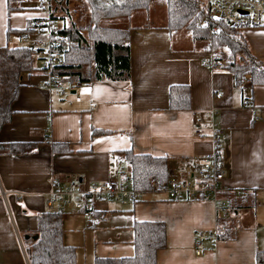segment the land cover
Wrapping results in <instances>:
<instances>
[{
	"label": "crops",
	"instance_id": "1",
	"mask_svg": "<svg viewBox=\"0 0 264 264\" xmlns=\"http://www.w3.org/2000/svg\"><path fill=\"white\" fill-rule=\"evenodd\" d=\"M8 2L0 0V46L21 45L14 31L44 14L34 6L9 10ZM135 13L127 22L112 19L129 28L128 79L89 81L78 93L66 94L38 89L42 74L36 64L23 75L10 119L0 127V144L26 147L0 149V264H29L28 236L35 237L38 215L48 211L43 198L48 177L83 185L117 178L118 168H126L120 150L164 156L167 176L188 177L211 149V124L221 129L217 148L225 189L219 196L230 197L232 209L225 227L219 228L225 218L216 216L212 200L169 199L162 191H149L128 205L97 201L90 222L77 210L62 212L61 239L74 246L75 264H94L95 258L133 254L135 220L162 221L165 245L155 253L156 264H257L256 253L264 250V84H251L250 76L248 83L243 77L237 83L227 68H205L200 60L210 49L184 30L170 33L165 20L133 23ZM241 32L251 53L264 61V26ZM171 84L189 86V108H169ZM245 100L255 107L243 106ZM195 115L201 117L196 124ZM255 115L259 120L253 121ZM54 143L68 149L55 151ZM234 189H243L244 204L253 199V205L233 210V199L243 196H234ZM200 231L206 237L196 254L193 242Z\"/></svg>",
	"mask_w": 264,
	"mask_h": 264
},
{
	"label": "trees",
	"instance_id": "2",
	"mask_svg": "<svg viewBox=\"0 0 264 264\" xmlns=\"http://www.w3.org/2000/svg\"><path fill=\"white\" fill-rule=\"evenodd\" d=\"M152 0H108L89 1L88 19L84 23L72 21L56 27L64 35L66 50L59 70L67 78L81 83L94 80H125L130 76L129 28L107 25L106 21L126 17L134 11L147 9ZM58 3V0L56 1ZM165 25L170 33L184 30L194 41L210 49L217 59L225 62L234 80L240 83L244 74L250 75L251 84H264V61L256 58L240 27L224 22L205 10L199 0H164ZM9 10L18 8L8 2ZM55 11V8H54ZM55 20V16H51ZM206 24L200 25L204 18ZM34 20V19H33ZM33 20L16 34L31 29ZM105 21V22H104ZM56 23V21H55ZM10 32V28H7ZM33 50L23 44L0 46V127L9 121L24 74L35 70ZM190 88L186 84H171L168 87V106L172 109L190 107ZM92 131H97L92 128ZM103 133L102 131H98ZM24 143L0 144L8 152L25 150ZM55 151H66L67 144L54 143ZM125 163L123 173L128 175L135 188L141 192L154 191L150 180L164 182L167 178V160L164 156L133 153L130 150L117 152ZM125 174V175H126ZM247 195L234 198L233 210L250 205ZM167 197V196H166ZM168 198V197H167ZM172 199V198H169ZM253 205V199L251 200ZM62 212L48 210L38 215V226L26 247L29 264H75V248L62 242ZM229 218H225V227ZM133 229V254L116 258H95L94 264H156L155 253L165 245V231L162 221L135 220ZM257 264H264V250L256 253Z\"/></svg>",
	"mask_w": 264,
	"mask_h": 264
},
{
	"label": "built area",
	"instance_id": "3",
	"mask_svg": "<svg viewBox=\"0 0 264 264\" xmlns=\"http://www.w3.org/2000/svg\"><path fill=\"white\" fill-rule=\"evenodd\" d=\"M33 1L34 7L44 16L36 18L32 22L31 29L17 34V39L25 46L33 50L36 67L42 74V80L37 84L40 90L56 91L59 93H78L81 82L75 78H67L59 70L63 64V53L66 50L64 35L56 32L52 0H27ZM203 6L206 11L218 16L224 22L243 27L264 26V0H205ZM208 18H204L200 25L206 24ZM200 64L209 70H217L224 67L225 62L219 60L208 50V55L200 60ZM246 79V80H245ZM249 75H244L242 82L248 83ZM219 95V93L217 94ZM243 106L254 108L250 100L243 101ZM259 116H253V121L259 120ZM201 121V117L195 115V124ZM194 132L201 134V129L195 126ZM221 133L220 127L211 124L209 136L211 149L201 158L196 170L188 177L168 175L164 182L150 180V186L154 191H162L172 199H201L212 200L215 204V214L218 218H226L232 213L230 197L219 196V191L225 189L222 185L225 169L218 152V140ZM117 178H106L93 181L87 185L78 180L71 179L60 181L52 176L47 178L48 188L43 193L44 203L48 210L65 212L77 210L86 222L93 219L95 203L105 199H113L123 205L134 203L142 192L134 187L131 180L118 168ZM224 187V188H223ZM234 196H241L243 189L232 190ZM264 231V226L262 227ZM214 230L212 237L216 238ZM206 237L204 231L196 235L193 242L194 251L199 254L202 249V239Z\"/></svg>",
	"mask_w": 264,
	"mask_h": 264
},
{
	"label": "rangeland",
	"instance_id": "4",
	"mask_svg": "<svg viewBox=\"0 0 264 264\" xmlns=\"http://www.w3.org/2000/svg\"><path fill=\"white\" fill-rule=\"evenodd\" d=\"M52 0V9L54 11L56 25L58 27L67 25L72 21L76 23H84L88 19L89 1L90 0ZM95 2H107L108 0H93ZM203 3L205 0H199ZM12 5H16L19 9H28L27 7L34 6L33 1L27 0H12ZM135 16L132 19L133 23H159L165 20V3L164 0H152L147 9H141L135 11ZM127 22L126 17H124ZM105 22V21H104ZM107 25L119 26L114 20L109 19L106 21ZM185 43L184 40L180 39ZM187 44V42H186ZM188 45V44H187ZM36 63V60H34ZM249 75V74H247ZM250 76V75H249ZM69 94V92H66ZM118 173V172H117ZM86 222V221H85ZM24 243V242H23Z\"/></svg>",
	"mask_w": 264,
	"mask_h": 264
},
{
	"label": "water",
	"instance_id": "5",
	"mask_svg": "<svg viewBox=\"0 0 264 264\" xmlns=\"http://www.w3.org/2000/svg\"><path fill=\"white\" fill-rule=\"evenodd\" d=\"M214 18H217L218 19L219 17L214 15Z\"/></svg>",
	"mask_w": 264,
	"mask_h": 264
}]
</instances>
